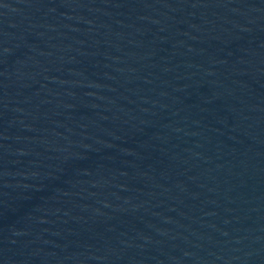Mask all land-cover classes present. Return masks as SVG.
I'll return each mask as SVG.
<instances>
[{"label":"water","instance_id":"obj_1","mask_svg":"<svg viewBox=\"0 0 264 264\" xmlns=\"http://www.w3.org/2000/svg\"><path fill=\"white\" fill-rule=\"evenodd\" d=\"M0 264H264V0H0Z\"/></svg>","mask_w":264,"mask_h":264}]
</instances>
